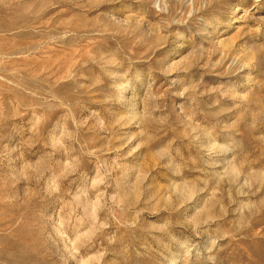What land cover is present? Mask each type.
<instances>
[{"label":"rangeland","instance_id":"obj_1","mask_svg":"<svg viewBox=\"0 0 264 264\" xmlns=\"http://www.w3.org/2000/svg\"><path fill=\"white\" fill-rule=\"evenodd\" d=\"M0 264H264V0H0Z\"/></svg>","mask_w":264,"mask_h":264},{"label":"bare ground","instance_id":"obj_2","mask_svg":"<svg viewBox=\"0 0 264 264\" xmlns=\"http://www.w3.org/2000/svg\"><path fill=\"white\" fill-rule=\"evenodd\" d=\"M242 7H243V1H241L240 5H239V7H238L237 16L233 19L235 24H239V23L242 22V17L244 16V15H243L244 9H243ZM125 86H126V85H125ZM125 86H124L123 90L126 89ZM122 92L125 94L124 91H122ZM123 93H121V94H123ZM255 182H256V181H255Z\"/></svg>","mask_w":264,"mask_h":264}]
</instances>
